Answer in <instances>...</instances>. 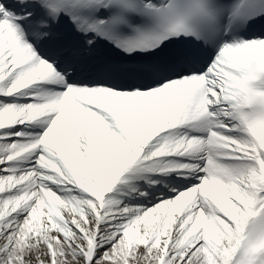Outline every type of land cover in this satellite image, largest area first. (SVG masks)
I'll return each mask as SVG.
<instances>
[{
  "label": "snow or ice",
  "instance_id": "snow-or-ice-1",
  "mask_svg": "<svg viewBox=\"0 0 264 264\" xmlns=\"http://www.w3.org/2000/svg\"><path fill=\"white\" fill-rule=\"evenodd\" d=\"M0 264H264V0H0Z\"/></svg>",
  "mask_w": 264,
  "mask_h": 264
}]
</instances>
